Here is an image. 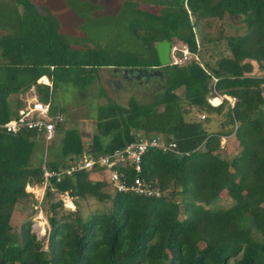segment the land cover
I'll return each instance as SVG.
<instances>
[{"label": "trees", "instance_id": "obj_1", "mask_svg": "<svg viewBox=\"0 0 264 264\" xmlns=\"http://www.w3.org/2000/svg\"><path fill=\"white\" fill-rule=\"evenodd\" d=\"M156 4L137 10L132 33L144 41V52H132L72 44L35 0H0V8L7 10L0 9V123L21 104L17 98L13 109L10 96L32 86L55 114L53 99L61 85L72 83L82 90L99 79L102 68L149 75L141 83L147 101L133 95L125 104L107 98L97 106V131L89 143L79 129L59 123L61 152L49 155L51 168L58 169L71 156L111 153L156 135L176 142L180 152L149 148L141 172L123 169L130 178L153 182L163 192L160 197L111 191L107 180L93 179L87 170L60 182L51 179L46 198L52 191L67 192L72 198H92L103 208L84 217L77 208L61 211V200L51 202L45 248L30 220L19 229L11 224L16 206H25L31 196L26 185L42 181V159L30 161L38 137L33 130L0 129V264H264V76L250 74L252 60L264 70V0ZM193 16L239 17L245 31L225 36L229 54L218 53L209 62L197 41ZM160 40L183 41L199 61L161 66L155 49ZM42 76L51 85L38 82ZM181 87L183 94L177 92ZM213 88L235 96L234 106L225 99L210 104L207 96ZM191 108L206 117L187 118ZM214 113L223 117L217 130L205 124ZM226 136L236 144L229 159L222 153L221 137ZM224 191L228 205L218 204Z\"/></svg>", "mask_w": 264, "mask_h": 264}, {"label": "rangeland", "instance_id": "obj_2", "mask_svg": "<svg viewBox=\"0 0 264 264\" xmlns=\"http://www.w3.org/2000/svg\"><path fill=\"white\" fill-rule=\"evenodd\" d=\"M35 1L44 12L51 14L55 18L63 33L72 43L90 44V46L105 48L107 51L122 49L132 52H144V45L142 43L144 41L136 40L133 36L132 28L135 27L133 20H136L137 10H140L144 5L153 6L154 8L159 0ZM160 8L157 7L155 9ZM0 9L6 10L2 7ZM192 19L195 20V17L193 16ZM195 22L197 23L195 28L197 41L203 44V51H205L204 58L209 60V62H214L219 55L229 54L225 36L241 34L245 31L244 23H242L239 17L225 16L223 19H197ZM3 32V28H0V34ZM1 61L2 57L0 55ZM251 63L253 70L250 74L264 76V70L254 60ZM119 77V74L102 68L99 70V79L92 80L82 90L76 88L72 83L61 85L53 99V103L57 106V111H61L62 113L63 119L60 123L61 126L63 128L74 127L79 129L83 140L87 144L91 141L94 132L97 131V106L106 103L107 98L122 104L127 103L128 98L133 95L137 96L140 100L147 101L149 99V95L142 97L146 92V86L144 84L141 85L142 82L135 83L132 80L133 83L130 85L125 82L118 83ZM100 91H103V94ZM183 91V87L177 89L179 94H183ZM200 115L201 112H198L195 108H191V112L186 117H193L199 120L202 119ZM222 119L223 117L220 118V120ZM216 122L217 119L213 116L205 124L208 128L213 129L216 127ZM62 131L60 130V134L52 140V144L46 149V153L43 141L36 139L30 158L32 164L39 163L44 154H46L48 159L50 154L59 156L61 152L60 139L63 134H61ZM222 146V153L228 159L236 153V144L234 142H224ZM90 177L93 179L106 178L105 175L96 173H91ZM38 186V189L35 191L36 193H30L31 196L25 200L27 201L25 206H23V203L16 206L11 217V224L16 229H19L22 222L30 220L31 230L36 234L37 238L43 241L45 248L49 230L46 217L49 213V205L51 202L61 200L63 203V209L61 211L67 212L77 208L84 217L95 210L103 208L100 203L92 198H72L69 194L59 193L57 191H52V197L46 198V188L43 189L40 183ZM108 189L112 191L110 186ZM25 190L29 192L28 190L30 189L25 187ZM51 190L54 189L51 188ZM227 195V192L224 191L221 194L218 204L228 205L230 200ZM179 198L177 196L178 200ZM179 216L180 218L184 217L182 211ZM40 221L42 224H40Z\"/></svg>", "mask_w": 264, "mask_h": 264}, {"label": "built area", "instance_id": "obj_3", "mask_svg": "<svg viewBox=\"0 0 264 264\" xmlns=\"http://www.w3.org/2000/svg\"><path fill=\"white\" fill-rule=\"evenodd\" d=\"M170 57L171 64L178 65L186 64L192 59L199 61V56L191 53L187 44L178 40L171 42ZM41 78L38 79V82L51 85V83H48V81L45 82ZM216 80L215 78L214 82ZM216 97L219 98L218 104L225 99L230 108L237 101L235 96L218 94L215 88L207 96V101L215 105L212 99ZM17 98L21 103L17 109V113L8 121L0 123V129L12 133H18L23 129L35 131L37 137L43 141L46 153V149L57 135V126L63 119L62 113L57 111L55 114H51L50 104L39 100L34 86L19 93ZM200 117L204 119L206 115L201 114ZM221 139L222 143L224 137H221ZM149 148H158L162 151L180 153L177 149L176 142L167 141L162 135H156L149 138H141L111 153L94 155L90 152H84L79 156H71L58 169L50 167L48 158L44 154L41 161L42 181L40 184L45 189L51 184V179L60 182L65 176H71L75 172L87 170L96 174L105 175V180H107L110 187L118 192H131L146 197H160L163 192L153 182H148L138 175L130 178L123 171V169L131 168L137 173L141 172L143 155ZM37 186L38 184H27L26 188L30 189L28 190L30 193L35 194L36 189H38ZM65 193L68 194L67 192Z\"/></svg>", "mask_w": 264, "mask_h": 264}, {"label": "water", "instance_id": "obj_4", "mask_svg": "<svg viewBox=\"0 0 264 264\" xmlns=\"http://www.w3.org/2000/svg\"><path fill=\"white\" fill-rule=\"evenodd\" d=\"M155 49L157 52L158 60L161 66L171 64V41L169 40H160L155 43Z\"/></svg>", "mask_w": 264, "mask_h": 264}, {"label": "flooded vegetation", "instance_id": "obj_5", "mask_svg": "<svg viewBox=\"0 0 264 264\" xmlns=\"http://www.w3.org/2000/svg\"><path fill=\"white\" fill-rule=\"evenodd\" d=\"M153 73L156 74V73H159V71H157V69H155V71H153ZM119 75H120V77H119L118 83L119 82H121V83L127 82L128 85H130L133 82H135V83L136 82H142V81L148 82V80H149V75H147L145 72H143V73L127 72L126 74L120 73ZM120 80H123V81H120ZM132 80H133V82H132Z\"/></svg>", "mask_w": 264, "mask_h": 264}, {"label": "crops", "instance_id": "obj_6", "mask_svg": "<svg viewBox=\"0 0 264 264\" xmlns=\"http://www.w3.org/2000/svg\"><path fill=\"white\" fill-rule=\"evenodd\" d=\"M60 30H61V28H60ZM62 31V30H61ZM63 32V31H62ZM72 44H76V43H72ZM46 77V76H45ZM47 78V77H46ZM48 79V78H47ZM48 83H50V80L48 79ZM49 85V84H48ZM35 88V87H34ZM263 93H264V90H263ZM263 96H264V94H263ZM13 97V98H12ZM12 99V100H11ZM16 99H17V95H14V96H10V100H11V107L13 108V109H15V106H16ZM215 105H217V104H215ZM61 112V111H60ZM214 116V118H216L217 119V122L215 123V125H216V127L215 128H213V129H211V130H217L218 128H219V126H220V118H221V116L220 115H218V114H213V115H211V117H213ZM213 121V120H212ZM230 138L231 137H229V136H226V137H224V142H229L230 141ZM38 139H40L39 137H38ZM52 144V143H51Z\"/></svg>", "mask_w": 264, "mask_h": 264}, {"label": "bare ground", "instance_id": "obj_7", "mask_svg": "<svg viewBox=\"0 0 264 264\" xmlns=\"http://www.w3.org/2000/svg\"><path fill=\"white\" fill-rule=\"evenodd\" d=\"M41 80H44L45 82L48 81V79H47L46 77H42ZM212 102H213L214 104H218V102H219V98L216 97L215 99H212ZM40 222H41V221H40ZM40 224H42V222H41ZM42 233H43V230H42Z\"/></svg>", "mask_w": 264, "mask_h": 264}]
</instances>
